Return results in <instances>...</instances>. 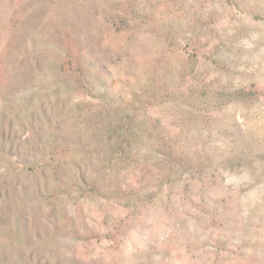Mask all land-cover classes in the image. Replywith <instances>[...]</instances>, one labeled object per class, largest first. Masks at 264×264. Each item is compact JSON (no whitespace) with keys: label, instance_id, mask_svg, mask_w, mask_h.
<instances>
[{"label":"rangeland","instance_id":"rangeland-1","mask_svg":"<svg viewBox=\"0 0 264 264\" xmlns=\"http://www.w3.org/2000/svg\"><path fill=\"white\" fill-rule=\"evenodd\" d=\"M0 264H264V0H0Z\"/></svg>","mask_w":264,"mask_h":264}]
</instances>
